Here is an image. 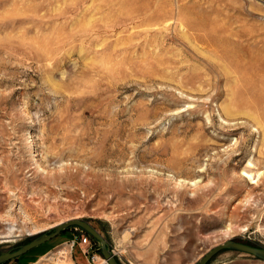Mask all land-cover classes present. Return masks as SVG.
I'll list each match as a JSON object with an SVG mask.
<instances>
[{
  "label": "rangeland",
  "instance_id": "rangeland-1",
  "mask_svg": "<svg viewBox=\"0 0 264 264\" xmlns=\"http://www.w3.org/2000/svg\"><path fill=\"white\" fill-rule=\"evenodd\" d=\"M263 99L264 0H0V254L74 218L119 264L264 247ZM0 264L109 263L72 226Z\"/></svg>",
  "mask_w": 264,
  "mask_h": 264
},
{
  "label": "water",
  "instance_id": "water-1",
  "mask_svg": "<svg viewBox=\"0 0 264 264\" xmlns=\"http://www.w3.org/2000/svg\"><path fill=\"white\" fill-rule=\"evenodd\" d=\"M72 226L74 227L79 226L84 230H86L89 234L91 233L94 237H96L100 241V250L105 260H107L109 264H119L116 258V254L114 253V251H112L107 240H105L103 236H101L98 233V231L92 226L91 223L80 218H74L65 221L63 223H60L58 226L54 227L53 230L44 231L43 233L35 235L28 243L20 245L17 248H14V250L1 253L0 263L6 262L8 260L14 259L15 257H19L20 255H23L24 253L30 251V249L42 245L46 241L57 236L58 234H60L62 230H66ZM228 249H234L241 253L245 252L257 258H260L264 261V247L261 246L256 247L247 244L245 242L242 243L234 239H228V241L213 246V248L210 251H208L205 255H203L201 258L198 259V262H196V264H207L213 258V256H215L216 254L220 253L223 250H228Z\"/></svg>",
  "mask_w": 264,
  "mask_h": 264
},
{
  "label": "bare ground",
  "instance_id": "bare-ground-1",
  "mask_svg": "<svg viewBox=\"0 0 264 264\" xmlns=\"http://www.w3.org/2000/svg\"><path fill=\"white\" fill-rule=\"evenodd\" d=\"M264 100V99H263ZM263 111H264V108H263ZM263 118H264V113H263ZM189 128H192V125L191 124H189V123H187L186 124V126H185V128H184V131L186 132L187 131V133L189 132L188 130H189ZM191 131V130H190ZM183 162V161H182ZM261 176V173H258L257 174V178H259ZM253 177V175H250L249 176V178H252ZM226 230H227V234L229 235V234H231L234 230H233V226H231L230 224L226 227ZM67 261V260H66ZM62 263V262H61Z\"/></svg>",
  "mask_w": 264,
  "mask_h": 264
},
{
  "label": "built area",
  "instance_id": "built-area-1",
  "mask_svg": "<svg viewBox=\"0 0 264 264\" xmlns=\"http://www.w3.org/2000/svg\"><path fill=\"white\" fill-rule=\"evenodd\" d=\"M84 241L85 243H90L89 237L85 236Z\"/></svg>",
  "mask_w": 264,
  "mask_h": 264
},
{
  "label": "trees",
  "instance_id": "trees-1",
  "mask_svg": "<svg viewBox=\"0 0 264 264\" xmlns=\"http://www.w3.org/2000/svg\"><path fill=\"white\" fill-rule=\"evenodd\" d=\"M246 243H248V242H246ZM248 244H250V243H248Z\"/></svg>",
  "mask_w": 264,
  "mask_h": 264
}]
</instances>
